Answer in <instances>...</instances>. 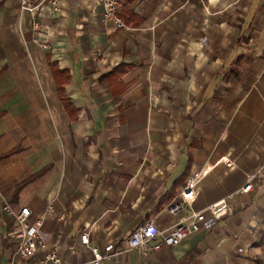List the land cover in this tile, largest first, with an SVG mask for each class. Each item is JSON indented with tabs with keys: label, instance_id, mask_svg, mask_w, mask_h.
Listing matches in <instances>:
<instances>
[{
	"label": "crops",
	"instance_id": "crops-1",
	"mask_svg": "<svg viewBox=\"0 0 264 264\" xmlns=\"http://www.w3.org/2000/svg\"><path fill=\"white\" fill-rule=\"evenodd\" d=\"M57 1L0 0V264L22 262L3 203L42 219L64 264L109 244L100 264H264V0H119L141 19L126 28L100 0ZM192 177L184 214L222 198L228 213L128 250L146 221L178 220L165 206Z\"/></svg>",
	"mask_w": 264,
	"mask_h": 264
},
{
	"label": "built area",
	"instance_id": "built-area-1",
	"mask_svg": "<svg viewBox=\"0 0 264 264\" xmlns=\"http://www.w3.org/2000/svg\"><path fill=\"white\" fill-rule=\"evenodd\" d=\"M100 1L104 7L103 19L111 21L118 28H126L127 25H125L119 15V0ZM45 3H49L54 10L59 8L57 0H19V7L22 11L35 14ZM225 162L230 165L229 161ZM198 179L199 177L187 179L178 197L166 204L165 210L169 214L178 217V220L173 225L166 229H160L153 220L146 221L134 229L127 237V249H144L149 244H153L152 248L155 250L162 247L176 246L202 228H211L217 220L225 216L229 211L225 198L219 199L203 210L184 214L185 205L193 201L197 195L196 185ZM250 187L251 183L247 182L241 188V191L247 192ZM3 209L7 215L12 216L16 221V228L13 231V236L17 243L15 254L16 257L22 259V262H17L15 258H12L6 264H64L59 255L58 244H49L51 237L42 228V219L31 223L29 221L30 210L28 207L14 209L10 204L3 203ZM80 239L83 245L88 246L87 232H81ZM90 250L92 253L91 264H100L103 260L110 259L118 253L113 251L112 244L107 245L104 251L96 247H91ZM38 254H40V258L36 262L31 263L29 259Z\"/></svg>",
	"mask_w": 264,
	"mask_h": 264
},
{
	"label": "trees",
	"instance_id": "trees-1",
	"mask_svg": "<svg viewBox=\"0 0 264 264\" xmlns=\"http://www.w3.org/2000/svg\"><path fill=\"white\" fill-rule=\"evenodd\" d=\"M134 1H136V0H129V3H132ZM122 17H123L122 19H123L125 25H129V24H131V25H139V23H140L139 21H141V19H139L136 16V14L133 11H131V10L123 11ZM124 68H125L124 65L119 64L118 66L115 67V69H113V71H111L110 74H113L114 80H117V78L119 77V74L123 73ZM58 94L60 95L61 101H63V102L67 101L66 97L63 94V91H62L61 87H59V89H58ZM189 167H190V159L188 160V164L186 166V169L184 170V172H183V174L181 176L182 179H184L187 176ZM22 184L23 183H21V184H19L17 186V189L15 191V195L17 194L18 189L22 186Z\"/></svg>",
	"mask_w": 264,
	"mask_h": 264
}]
</instances>
